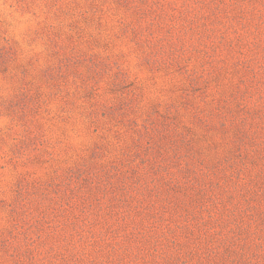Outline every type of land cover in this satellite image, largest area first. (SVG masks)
<instances>
[{
	"label": "rangeland",
	"instance_id": "obj_1",
	"mask_svg": "<svg viewBox=\"0 0 264 264\" xmlns=\"http://www.w3.org/2000/svg\"><path fill=\"white\" fill-rule=\"evenodd\" d=\"M0 264H264V0H0Z\"/></svg>",
	"mask_w": 264,
	"mask_h": 264
}]
</instances>
